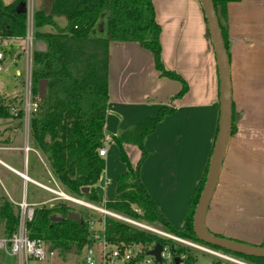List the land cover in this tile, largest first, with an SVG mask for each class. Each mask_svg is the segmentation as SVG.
I'll return each mask as SVG.
<instances>
[{"label": "crops", "instance_id": "1", "mask_svg": "<svg viewBox=\"0 0 264 264\" xmlns=\"http://www.w3.org/2000/svg\"><path fill=\"white\" fill-rule=\"evenodd\" d=\"M152 3L160 26L161 61L166 69L175 71L185 80L187 91L173 98L181 83L161 76L155 68L152 53L138 42L110 41L104 133L116 135L156 113L161 106H174V111L145 137L147 155L139 167L140 181L172 224L178 209H182L184 215L207 164L218 125L219 83L215 55L199 0H152ZM225 29L232 107L235 113L241 112V116L235 122L237 130L235 127L229 138L205 214V225L214 233L260 245L264 244V0L228 2ZM112 143L115 144L109 142V145ZM123 148L129 162L135 166L140 149L130 143L123 144ZM36 152L39 154L37 149ZM123 165L120 172L125 169ZM0 166L16 174L23 186L31 183L41 188L38 183L48 185L50 181L45 173L29 175L24 161L21 170L0 156ZM23 173L28 179L22 177ZM47 173L57 182L49 169ZM110 176L105 164L95 184V188L102 186L107 198L114 195V189L110 196L106 195ZM223 182L226 189L238 187L241 198L233 202L222 195L212 208V201ZM57 185L63 188L59 183ZM48 193L51 195L38 203L27 202L25 193L21 200L32 207L59 200ZM233 207L240 210L235 212L231 210ZM249 208L250 216L246 222L242 215ZM179 222L183 224V218ZM230 222L246 227L236 228L230 226Z\"/></svg>", "mask_w": 264, "mask_h": 264}, {"label": "trees", "instance_id": "2", "mask_svg": "<svg viewBox=\"0 0 264 264\" xmlns=\"http://www.w3.org/2000/svg\"><path fill=\"white\" fill-rule=\"evenodd\" d=\"M212 1L218 16L224 20L220 27L227 51L226 4L238 0ZM48 9H38L33 14L35 39L44 41L46 48L32 53L30 82L35 107L30 113L28 134L35 148L45 157L53 177L69 195L99 202L95 184L105 166V160L98 154V149L105 135L109 42L135 41L148 49L159 74L181 83V88L173 98L182 96L187 91V84L178 73L166 69L161 61L160 26L155 18L152 0H50ZM58 16L65 17L64 25L57 23L55 17ZM101 18H105L104 26L98 22ZM26 23V0H13L7 4L0 0V40L23 38ZM46 26L53 30L44 29ZM40 79L47 81L46 96L42 100L37 96ZM13 99L16 100V97ZM17 102L21 104L22 98ZM9 108V103L0 101V118L22 117V108L18 109L16 115ZM174 109L170 104L161 106L156 113L111 136V142L119 148V159L125 164V169L115 176L114 195L106 199L104 206L135 219L161 224L179 237L191 239L249 263L264 264V257L233 253L196 238L192 217L205 182L209 158L188 201L181 228L167 220L140 181L139 167L147 155L144 139ZM234 130L232 124L231 133ZM125 143L134 144L140 149V157L135 166L127 158L123 148ZM83 187L88 188L86 193L82 191ZM69 211L74 209L64 200L49 206L43 204L33 207L32 218L25 222L27 236L40 239L49 250L62 256L72 249L77 253L84 246H90L94 239L88 228V214L79 211L77 213L80 218L73 220L67 216ZM51 215H57L61 220L51 221ZM18 221L19 211H15L7 199H1L0 222L4 223L5 236L16 230ZM103 221L107 245L145 246L142 252L123 264H133L134 260L145 256L146 251L157 242L167 246L172 256L180 258L182 264H191L193 258L185 256L188 250L183 244L113 217L105 216ZM211 264L222 263L214 261ZM223 264L233 263L225 261Z\"/></svg>", "mask_w": 264, "mask_h": 264}, {"label": "rangeland", "instance_id": "3", "mask_svg": "<svg viewBox=\"0 0 264 264\" xmlns=\"http://www.w3.org/2000/svg\"><path fill=\"white\" fill-rule=\"evenodd\" d=\"M4 3H10L13 0H2ZM50 0H26V11L32 16L35 10L44 9L49 10ZM57 23L62 26L65 24V17L58 16L55 17ZM105 18H101L98 22L104 26ZM26 23V33L25 36L21 39H4L0 40V52L2 53L3 58L0 60V101L3 103H9L11 109L9 111L16 115L19 108H22L23 115L21 118L12 116L10 118H0V156L4 157L6 161L13 165L14 167L23 170V161L28 165V174L34 176V173H45V177L48 179V185L55 187V184L58 182H54L52 178L47 173L49 166L46 162L43 154L36 152L35 145L28 134L29 127V117L33 105H30L29 111L25 110V91L26 86L29 84V77L31 72V60L33 53V43L36 40L34 34V28L32 27V31L30 29V24ZM28 26V27H27ZM47 30H53L52 27L46 26ZM27 31H29V35H27ZM18 71V72H17ZM16 97V100L13 97ZM32 93H30V102L32 100ZM22 98L21 104L17 101ZM32 104V103H31ZM237 110V108H236ZM233 113L235 111L233 110ZM235 126L236 123L234 122ZM16 129L14 130V127ZM236 130H237V126ZM10 146V147H9ZM29 146L30 149L25 151L24 147ZM21 147V148H17ZM106 164V173L109 170L111 176V184L107 186L106 195L110 196L114 189V178L117 173H119L122 168H124L123 163L119 159V148L116 144L109 145V150L107 151V155L104 158ZM49 172L50 169H49ZM52 175V173H51ZM223 181V180H222ZM59 186V185H58ZM96 192L100 197V201L97 202L98 205H103V199L107 198L104 196V192L102 190V186L99 185L96 188ZM8 193V194H7ZM25 193V200L27 202H41L42 200L47 199L51 194L47 191L34 186L31 183H27L26 186H23L20 178L14 174L12 171L6 169L3 166H0V200L7 199L12 202L15 211L18 210L17 202L21 200L22 194ZM222 195L226 198L228 197L229 201H239L241 193L238 190V187H233L232 189H226V184L221 183L219 186V190L217 191V196L212 201V208L215 206V201H219ZM71 196V195H70ZM61 201V200H58ZM57 201H52L49 203H45L44 205H52ZM68 204L73 207L74 211L79 212L83 211L85 214H88L90 220H94V228L96 231H100V223L104 220L103 216L94 210H90L88 208L82 207L78 204L71 203L67 201ZM28 203V204H29ZM40 206V205H39ZM238 209V208H237ZM236 208H232L236 212ZM214 210V209H213ZM240 209H238L239 211ZM182 209H178V214L175 215L176 221L172 224L173 226L181 228L182 223L180 225L179 220L183 218L181 214ZM184 211V210H183ZM237 211V212H238ZM250 208L243 213L244 221H248L247 217L249 214ZM118 213V212H116ZM183 213V212H182ZM121 214V213H119ZM247 215V216H246ZM108 216V215H107ZM111 217V216H109ZM246 218V219H245ZM239 222V221H237ZM237 222H230V226L241 228L246 227V225L239 226ZM159 228L168 231L164 226L158 224ZM235 230V229H233ZM0 233L7 234L4 232V223L0 222ZM188 242L192 241L191 239H187ZM191 243V242H190ZM263 244V243H261ZM107 245V244H106ZM140 249L142 252L143 247L140 244H134ZM187 247V254L190 255L192 259L191 264H211L214 261H219L223 264L225 259L218 258L208 252L199 250L195 247H192L191 244H183ZM46 246V245H45ZM93 250V260L94 264H121V262L115 261L114 263L104 262L101 257L102 248L104 247L101 240L97 239L90 245ZM207 247V246H204ZM86 248L84 246L79 252L72 253L71 251L65 255H59L56 251L55 254L51 257L45 259H35L29 258L27 264H86L85 256H86ZM214 251H218L212 249ZM144 259V255L141 258H137L132 263L133 264H141ZM0 264H18L17 258L14 256H10L5 252V250L0 249ZM182 264V262L180 263Z\"/></svg>", "mask_w": 264, "mask_h": 264}, {"label": "water", "instance_id": "4", "mask_svg": "<svg viewBox=\"0 0 264 264\" xmlns=\"http://www.w3.org/2000/svg\"><path fill=\"white\" fill-rule=\"evenodd\" d=\"M199 3L207 23L208 33L217 65L219 115L215 140L209 156L205 182L192 217L193 232L196 238L203 243L245 256L264 257V245L252 244L217 235L210 231L205 225V214L217 184L220 168L229 143L232 124L238 121L241 112L233 113L229 58L220 27L224 24V20L218 16L212 0H199ZM45 48L46 44L44 41L38 39L34 41L33 51H44ZM46 84L47 81L45 79H40L38 81L37 96L40 100L44 99L46 96ZM82 191L86 193L88 188L83 187ZM67 216L73 220H78L80 218L76 211H69ZM50 220L59 221L61 220V217L51 215ZM162 247L161 243L157 242L153 247L146 251V254L152 256L156 262H160ZM71 252L73 253L74 249H72ZM180 261V258L174 257V264H180Z\"/></svg>", "mask_w": 264, "mask_h": 264}, {"label": "built area", "instance_id": "5", "mask_svg": "<svg viewBox=\"0 0 264 264\" xmlns=\"http://www.w3.org/2000/svg\"><path fill=\"white\" fill-rule=\"evenodd\" d=\"M27 23L30 24V29L32 31L33 16L31 15L27 16ZM27 35H29V31H27ZM2 58L3 56H2V53L0 52V60ZM30 93H31V82L29 81V84L26 86V91H25V107H26L25 110L26 111H29L30 105H33L35 107V103H33V101L30 102ZM109 142H111V136L108 134H105L103 137V144L98 149V154L100 156L102 157L106 156L107 146L109 145ZM29 149H30L29 146L24 147L25 151ZM22 177L25 180L28 179L24 173L22 174ZM38 184L44 190L54 194L56 199H59L62 201L63 200L69 201L71 203L78 204L90 210H94L98 212L100 215H102L103 218L108 215L118 220H121L123 222L129 223L131 225L144 229L146 231L152 232L160 237L176 241L177 243L191 244L192 247L208 252L214 256H217L220 259L221 258L223 260L225 259V261H228L229 263L252 264L239 257L232 256V255L226 254L221 251H214L212 250V248H209V247H204L205 245L199 242L190 241L191 242L190 243L188 242L186 238L179 237L173 233H170L169 231H165L159 228L158 224L156 223H149L141 219H135V218L123 215V214L116 213L115 211L107 209L104 206V204L98 205V203L94 201H89L82 197L70 196L64 190V188L58 187L57 184H55V187L48 186V185H42L40 183ZM18 210H19V221H18L17 228L9 236L0 235V249L5 250V252L9 254L10 256L16 257L18 264H27V261L29 258L45 259V258H48L54 255L55 251L49 250L40 239H32L27 236L25 222L29 221L32 218L33 207L23 199L18 203ZM94 226H95L94 220L89 219L88 228H89V231L92 232V237L94 241L99 239L102 241L104 245V247L102 248V253H101V257L103 258L104 262L114 263L115 261H118V262H121V264H123V263L130 261L133 257H135L140 252V249L134 244L122 245V246L106 245L105 240H104V233H103L104 232L103 231L104 221L100 223V229H101L100 231H96V228H94ZM86 250L87 251H86V256H85V263L94 264L95 262L92 257L93 250L91 246H87ZM182 256L183 255H181L180 257ZM141 264H174V257L172 256L169 248L167 246H163L162 251H161V261L160 262H156L152 256L147 255L145 253L144 259L142 260Z\"/></svg>", "mask_w": 264, "mask_h": 264}]
</instances>
